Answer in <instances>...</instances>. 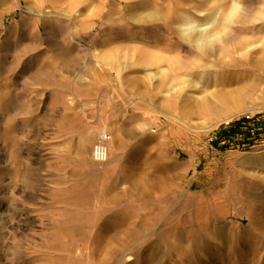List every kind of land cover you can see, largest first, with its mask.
Returning a JSON list of instances; mask_svg holds the SVG:
<instances>
[{"label": "rangeland", "instance_id": "rangeland-1", "mask_svg": "<svg viewBox=\"0 0 264 264\" xmlns=\"http://www.w3.org/2000/svg\"><path fill=\"white\" fill-rule=\"evenodd\" d=\"M243 118L264 0H0V264H264V132L223 134ZM103 129L112 171H81Z\"/></svg>", "mask_w": 264, "mask_h": 264}, {"label": "bare ground", "instance_id": "bare-ground-1", "mask_svg": "<svg viewBox=\"0 0 264 264\" xmlns=\"http://www.w3.org/2000/svg\"><path fill=\"white\" fill-rule=\"evenodd\" d=\"M247 1V0H246ZM245 7V6H243ZM242 7V8H243ZM246 14V13H245ZM235 25H233L234 27L231 28V31L229 30L228 34H227V38L226 39V43L227 45L228 44H231V43H235L236 41H238V34L240 31H243L246 29V26H248L249 22H251V20L247 19L245 17V15L241 14L238 15V18L235 19ZM251 25V24H250ZM212 30V29H211ZM214 30V29H213ZM210 31L208 30V28L206 27H203V28H195L193 30H191L190 32V35L188 38V41L193 45V46H200V43H207V42H210L212 41L213 39L216 38L217 36V31L214 30V31ZM220 31V30H219ZM227 31V30H226ZM188 33V32H187ZM245 37V36H243ZM241 40V43H246L248 41V39H239ZM226 45V46H227ZM225 46V47H226ZM221 49V48H220ZM220 49L217 51H215V54L216 53H221L220 52ZM225 50L228 49V48H224ZM223 49V50H224ZM222 50V49H221ZM224 50V51H225ZM206 52V51H205ZM207 53V52H206ZM208 54V53H207ZM173 65L175 66H178L179 64L177 62H173ZM127 168L130 169L131 168V162H128V165H127ZM217 261V260H216Z\"/></svg>", "mask_w": 264, "mask_h": 264}, {"label": "trees", "instance_id": "trees-1", "mask_svg": "<svg viewBox=\"0 0 264 264\" xmlns=\"http://www.w3.org/2000/svg\"><path fill=\"white\" fill-rule=\"evenodd\" d=\"M256 121L254 122V126H251L250 119L243 118L240 121L232 123L229 130L223 134L227 136V139H229L234 136L236 130H240L241 133L245 136V140L252 143L255 139L258 138V136H260L262 132H264V121H261L260 119L258 122ZM259 128H261V131H259Z\"/></svg>", "mask_w": 264, "mask_h": 264}, {"label": "built area", "instance_id": "built-area-1", "mask_svg": "<svg viewBox=\"0 0 264 264\" xmlns=\"http://www.w3.org/2000/svg\"><path fill=\"white\" fill-rule=\"evenodd\" d=\"M110 140V133L106 129L98 132L92 148V159L96 163H105L108 161L110 154Z\"/></svg>", "mask_w": 264, "mask_h": 264}, {"label": "crops", "instance_id": "crops-1", "mask_svg": "<svg viewBox=\"0 0 264 264\" xmlns=\"http://www.w3.org/2000/svg\"><path fill=\"white\" fill-rule=\"evenodd\" d=\"M88 158H89V161L86 164L80 165L81 171H112L109 164H105L102 167H96L94 165V161H93L90 153L88 154ZM127 165H128V158L126 157V155H123L120 159V162L118 163V168L113 169V171H124V172L133 171V169H131V168L128 169ZM137 171H141V170H137ZM150 171H154V170H150ZM155 171H157V170H155Z\"/></svg>", "mask_w": 264, "mask_h": 264}, {"label": "clouds", "instance_id": "clouds-1", "mask_svg": "<svg viewBox=\"0 0 264 264\" xmlns=\"http://www.w3.org/2000/svg\"><path fill=\"white\" fill-rule=\"evenodd\" d=\"M235 7H237V8H238V6H235Z\"/></svg>", "mask_w": 264, "mask_h": 264}]
</instances>
